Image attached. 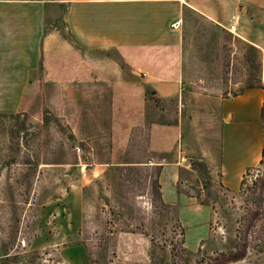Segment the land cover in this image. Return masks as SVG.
Listing matches in <instances>:
<instances>
[{"label":"rangeland","instance_id":"374dc122","mask_svg":"<svg viewBox=\"0 0 264 264\" xmlns=\"http://www.w3.org/2000/svg\"><path fill=\"white\" fill-rule=\"evenodd\" d=\"M256 16L249 30L262 39V55H242L250 52L242 39L190 16L188 38L212 41L191 49L218 55H186L190 85L183 102L166 107L168 121L178 109L186 116L193 102L203 133L205 96L264 90V14ZM54 26L64 35L62 19L48 32ZM41 72L39 92L23 93L21 112L0 114V264H264V162L233 192L209 158L183 160L182 198L174 204L163 202L154 185L158 166L117 163L96 176L91 156L82 146L77 152L70 126L50 113V55ZM211 147L217 151L216 140ZM245 236L243 259L222 256L241 249Z\"/></svg>","mask_w":264,"mask_h":264},{"label":"crops","instance_id":"0c3cea01","mask_svg":"<svg viewBox=\"0 0 264 264\" xmlns=\"http://www.w3.org/2000/svg\"><path fill=\"white\" fill-rule=\"evenodd\" d=\"M259 13L264 0H0V114H18L23 93L39 92L50 55V113L70 126L96 176L117 163L158 166L161 198L174 204L182 198V161L207 157L236 192L247 171L264 162L263 88L204 95L203 133L196 104H187L186 116L176 106L174 122L166 107L183 102L190 85L186 55H218L191 49L212 41L188 38L190 16L230 34L236 25L233 35L250 46L242 55H262V39L249 30ZM59 19L64 35L56 26L48 32Z\"/></svg>","mask_w":264,"mask_h":264},{"label":"trees","instance_id":"16d2710c","mask_svg":"<svg viewBox=\"0 0 264 264\" xmlns=\"http://www.w3.org/2000/svg\"><path fill=\"white\" fill-rule=\"evenodd\" d=\"M239 94V93H238ZM235 95H237V94H235ZM234 95V96H235ZM263 156H264V151H263ZM263 163V161H261V164ZM251 170V169H250ZM250 170H248L247 172H250ZM246 175V174H245ZM245 175H244V177H245ZM154 185L156 186V188L159 190L160 189V187H159V185H158V183H157V180H155V183H154ZM243 185H244V178H243V180H242V183H241V187H240V189H242L243 188ZM258 213V212H257ZM247 239H248V237H244L243 239H242V243H241V249H239L238 251H236V252H232V253H230V254H228L227 256L226 255H222L224 258H226L227 260H229V261H237V260H240V259H243L245 256H246V254H247Z\"/></svg>","mask_w":264,"mask_h":264},{"label":"built area","instance_id":"2783aa9c","mask_svg":"<svg viewBox=\"0 0 264 264\" xmlns=\"http://www.w3.org/2000/svg\"><path fill=\"white\" fill-rule=\"evenodd\" d=\"M179 26V22H176L174 24H172V27L176 28ZM233 34H235V32L237 31V27L236 25H232L229 29ZM77 152L81 151V147H76Z\"/></svg>","mask_w":264,"mask_h":264}]
</instances>
